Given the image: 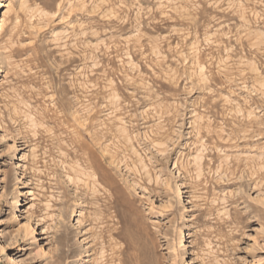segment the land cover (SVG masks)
Returning a JSON list of instances; mask_svg holds the SVG:
<instances>
[{
	"label": "rangeland",
	"instance_id": "374dc122",
	"mask_svg": "<svg viewBox=\"0 0 264 264\" xmlns=\"http://www.w3.org/2000/svg\"><path fill=\"white\" fill-rule=\"evenodd\" d=\"M0 2V264H264V0Z\"/></svg>",
	"mask_w": 264,
	"mask_h": 264
},
{
	"label": "bare ground",
	"instance_id": "6f19581e",
	"mask_svg": "<svg viewBox=\"0 0 264 264\" xmlns=\"http://www.w3.org/2000/svg\"><path fill=\"white\" fill-rule=\"evenodd\" d=\"M1 3V2H0ZM2 71V70H1Z\"/></svg>",
	"mask_w": 264,
	"mask_h": 264
}]
</instances>
